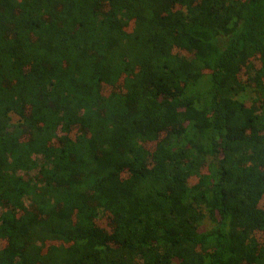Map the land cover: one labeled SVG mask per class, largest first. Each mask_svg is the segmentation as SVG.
Masks as SVG:
<instances>
[{
	"label": "trees",
	"instance_id": "16d2710c",
	"mask_svg": "<svg viewBox=\"0 0 264 264\" xmlns=\"http://www.w3.org/2000/svg\"><path fill=\"white\" fill-rule=\"evenodd\" d=\"M0 264H264V0H0Z\"/></svg>",
	"mask_w": 264,
	"mask_h": 264
},
{
	"label": "rangeland",
	"instance_id": "374dc122",
	"mask_svg": "<svg viewBox=\"0 0 264 264\" xmlns=\"http://www.w3.org/2000/svg\"><path fill=\"white\" fill-rule=\"evenodd\" d=\"M100 223L103 224V226H105L107 224L104 219Z\"/></svg>",
	"mask_w": 264,
	"mask_h": 264
}]
</instances>
